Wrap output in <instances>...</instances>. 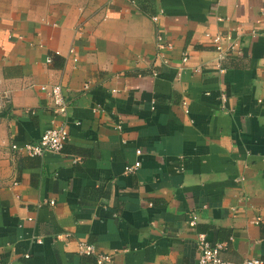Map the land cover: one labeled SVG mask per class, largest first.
Listing matches in <instances>:
<instances>
[{"label":"crops","instance_id":"1","mask_svg":"<svg viewBox=\"0 0 264 264\" xmlns=\"http://www.w3.org/2000/svg\"><path fill=\"white\" fill-rule=\"evenodd\" d=\"M54 85L68 143L14 151L63 121ZM0 96V264H199L198 235L264 259V0H0Z\"/></svg>","mask_w":264,"mask_h":264},{"label":"built area","instance_id":"2","mask_svg":"<svg viewBox=\"0 0 264 264\" xmlns=\"http://www.w3.org/2000/svg\"><path fill=\"white\" fill-rule=\"evenodd\" d=\"M221 2L222 0H218ZM153 20L157 22L159 17H154ZM221 20V19H220ZM257 35V31L253 32V36ZM209 37V35H207ZM214 50L218 55V59L226 60L230 57L239 56L243 54V44L240 34L234 36L232 33H223L217 34L213 38H211ZM158 49L165 50L171 48L170 45H167L162 37H158ZM70 55L73 57L74 63L78 62V57L75 53V49L72 48L70 50ZM52 62L51 58L47 59V63L50 64ZM165 62V61H164ZM189 62V57L184 55L183 63L186 64ZM41 90L43 92L48 93L53 103V112L57 117H61L63 121L61 123L53 121L51 126L47 128L42 134L39 141L35 143H28L22 147H18L17 145H12V149L14 151H22L26 155L30 157L42 158L46 154L49 153H59L63 150L64 146L68 143L70 139V134L67 126V117H68V109L69 103L65 97V92L61 85H54L51 87L42 86ZM9 97L0 96V114L4 113L7 110V104H9ZM138 156H141L142 152L137 151ZM142 163L140 160L135 162L133 165H128L126 167V172L128 174L135 173L140 167ZM52 206L55 204L54 202L50 203ZM32 220V219H29ZM192 225H195V221H191ZM34 243L41 245L43 244V240L41 238L36 239ZM198 263L199 264H264V259L260 258H248L241 262H230L221 258V253L226 249V245L223 244H214L208 240L206 235H198ZM80 251L85 255L95 254L94 248L88 244H81ZM26 258L30 257V254L25 255ZM98 264H114L113 257L110 255H98L97 256Z\"/></svg>","mask_w":264,"mask_h":264}]
</instances>
